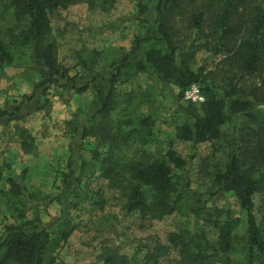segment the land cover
Returning a JSON list of instances; mask_svg holds the SVG:
<instances>
[{"label":"trees","instance_id":"1","mask_svg":"<svg viewBox=\"0 0 264 264\" xmlns=\"http://www.w3.org/2000/svg\"><path fill=\"white\" fill-rule=\"evenodd\" d=\"M81 2L0 0V20L8 16L14 21L5 31L7 43L0 39V75L15 63L16 49H22L30 66L41 72L30 95L0 107V126H14L18 145L29 152L34 146L31 135L17 126L27 117L28 103L46 97L52 87L77 95L94 90L95 96H103V103L89 123H76L72 129L82 146L95 138L91 161L97 164L100 187L92 205L101 207L114 194L120 210L139 221H160L184 207L190 215L177 231L166 235L165 242L155 235L128 239L132 245L128 252L120 245L103 244L93 264H264V0L139 3L138 18L153 8V23L137 36L131 53L114 65L115 72L96 69V57L89 65L78 57L80 69L70 75L58 62L51 22L60 10ZM185 8L191 9L189 14ZM176 16L194 31L188 46L175 40ZM200 40L208 53L223 58L221 77L188 67L190 51L200 49L196 45ZM150 42L163 46L146 49L143 59L134 61L132 74L148 72L168 88L176 105L173 116L180 118L173 139L161 152H151L153 115L140 112L138 97L127 93L120 100L117 91L125 83L120 76L130 55ZM193 85L202 103L183 102L185 91ZM175 143L189 145L191 152L183 155ZM201 146L206 147L204 154L197 152ZM217 155L223 163L210 165ZM195 159L200 160V173L210 177L213 190L192 196L189 169ZM84 164L81 155L69 157L66 172L60 174L59 202L65 207L77 205L67 199L80 188ZM6 171L0 170V184L6 189L1 191L0 214L5 205L9 210L7 219L0 217V264H45L50 232L41 227L39 217L28 218L27 212L43 208L50 197L28 193L18 179L5 177ZM226 195L237 202L242 221L216 207L214 201ZM71 232L62 228L58 234L64 241ZM235 254L237 261L231 258Z\"/></svg>","mask_w":264,"mask_h":264},{"label":"rangeland","instance_id":"2","mask_svg":"<svg viewBox=\"0 0 264 264\" xmlns=\"http://www.w3.org/2000/svg\"><path fill=\"white\" fill-rule=\"evenodd\" d=\"M83 1L60 10L58 16L52 18V34L57 45L58 62L69 70L70 75H74L80 69L77 66L78 57L88 61L87 65L96 57V69L114 73V65L122 56L131 53L137 36L144 34L148 23H153V8L149 9L147 15L138 18V4L143 5L147 0H93L90 5ZM185 10L189 14L191 9ZM13 25L14 21L8 16L0 20V39L3 42L7 43L5 31ZM186 25L180 16L173 19L177 33L175 40L181 41L182 46H188L194 38V31L186 29ZM202 42L200 40L196 43L200 49L190 51L188 67L191 70L201 68L204 71L217 72L221 77L224 75V70L220 72L224 68L223 58L208 53L202 48ZM162 46L163 44L150 42L131 54L128 67L122 69L120 76L125 83L117 87L120 100L124 98V94L131 93L139 98L136 103H140L137 104L140 112L148 110L153 115L155 124L152 127L151 152H161L166 148L173 139L174 126L179 123L180 118L173 116L176 105L172 103L168 88L160 85L148 72L132 74V71L134 61L142 60L146 49ZM21 50L13 51L15 63L5 68L0 75V107L6 103L10 105L21 95H30L34 84L40 79L41 72L30 66L27 56ZM103 101V96H95L94 90L77 95L58 87L50 88L46 97L38 96L24 107L27 117L17 123L18 127L25 128L31 135L34 146L29 152L18 145L13 134L14 126H0V170L7 168L5 177L10 175L18 179L25 185L28 193H39L51 199L46 201L43 208L39 206L27 212L28 218L39 217L41 227L50 232L45 264H93L103 244L120 245L123 251L128 252L132 247L129 242L132 238L155 235L161 242H165L166 235L177 231L190 216H186L187 210L184 207L179 214L160 221H139L120 210L114 194L109 195L101 207L92 205L97 201L96 191L100 187L96 177L97 164L91 161L95 138H88V143L86 141L85 146H82L79 139L73 138L72 129L76 123L81 125L85 120L89 123ZM175 146L183 155L191 152L189 145L175 143ZM205 150L206 147L201 146L197 152L204 154ZM78 155L84 157L85 164L77 194L74 198L69 195L67 199V202L72 199V204L77 205L69 208L59 202L62 201L58 188L60 174L66 172L68 158L77 159ZM199 161L193 160L189 169L192 196L207 194L213 190L210 177L203 176L199 171ZM221 162L223 163L222 156L217 155L210 165ZM5 190L1 183L0 196L1 191ZM214 203L217 208L229 210L231 216L242 221V213L232 196L226 195ZM6 207L2 208L3 212L0 214L4 219L9 215ZM62 228L72 229L70 236L64 241L58 234ZM238 257L235 254L231 258L237 261Z\"/></svg>","mask_w":264,"mask_h":264},{"label":"built area","instance_id":"3","mask_svg":"<svg viewBox=\"0 0 264 264\" xmlns=\"http://www.w3.org/2000/svg\"><path fill=\"white\" fill-rule=\"evenodd\" d=\"M184 101H188L195 104L203 102V97L201 96L197 86L193 85L185 91Z\"/></svg>","mask_w":264,"mask_h":264}]
</instances>
